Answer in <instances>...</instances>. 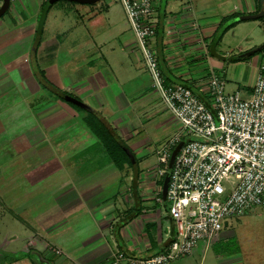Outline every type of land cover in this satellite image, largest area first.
Listing matches in <instances>:
<instances>
[{"label": "crops", "instance_id": "crops-1", "mask_svg": "<svg viewBox=\"0 0 264 264\" xmlns=\"http://www.w3.org/2000/svg\"><path fill=\"white\" fill-rule=\"evenodd\" d=\"M45 1L11 0L8 14L0 20V29L7 26L18 31L17 39H27L29 53ZM113 2L106 0L103 12L98 3L92 8L65 3L49 18L51 7L34 61L50 82L92 107L122 139H132L140 130L129 114L141 115L165 104L153 86L122 4L120 13ZM260 4L257 0H154L157 24L151 45L165 78L189 86L209 101L208 81L216 72L232 91L250 94L259 70L257 59L233 56L264 38L233 43L234 37L225 34L214 45L212 35L227 20L261 10ZM53 20L56 36L46 38ZM260 24L245 19L229 29L228 36L235 28L249 30ZM32 62L24 56L7 63L8 72L0 80V129H19L15 141L27 142L22 153L12 156L26 167L0 165V264H110L117 249L137 257L163 251L176 234L177 223L168 204L157 200L161 180L156 157L138 156L135 150L142 143L130 148L139 167L135 189L132 167L119 168L101 140L103 153L69 152L70 139L62 136L64 125L83 119L86 111L79 117L66 100L51 93ZM52 67L54 72L49 70ZM171 118L180 124L172 113ZM86 147L84 151H89ZM206 247L201 241L188 256H203ZM190 260L179 257L170 264H191Z\"/></svg>", "mask_w": 264, "mask_h": 264}, {"label": "built area", "instance_id": "built-area-1", "mask_svg": "<svg viewBox=\"0 0 264 264\" xmlns=\"http://www.w3.org/2000/svg\"><path fill=\"white\" fill-rule=\"evenodd\" d=\"M119 1L153 86L181 126L157 149V200L165 203L162 190L168 173L166 200L176 234L158 254L137 257L117 249L110 264H170L192 253L200 241L208 246L229 217L264 206V65L247 96L227 91L225 79L212 72L209 105L189 86L165 78L151 45L157 24L154 0Z\"/></svg>", "mask_w": 264, "mask_h": 264}, {"label": "rangeland", "instance_id": "rangeland-1", "mask_svg": "<svg viewBox=\"0 0 264 264\" xmlns=\"http://www.w3.org/2000/svg\"><path fill=\"white\" fill-rule=\"evenodd\" d=\"M113 1L114 2L112 3V5H114V9L118 10L120 13H123L119 0ZM257 2L259 4L260 0H257ZM65 3L76 4V6H85V8H92L98 3L97 8L101 10V12H103V6L106 3V0H99L96 3H81L69 0H57L52 4V8L50 7L51 11L49 13V18L53 17L56 8H59L62 4ZM261 7L264 8V2L262 3ZM7 12L5 14H8ZM4 17L5 16H1L0 20H2V18ZM247 20H260L261 24L249 30H240L238 28H235L233 29L234 31H232V33H229L230 35L228 36L227 31L229 29L234 27V25L236 26L238 22H242L245 20L232 23L226 28H223V23L215 32V34L212 35L214 45H218L219 43H221L225 34L226 37H234L233 43H237V41L239 40L244 42L246 37L255 39V42H258L262 38H264V19L256 18ZM56 24L57 21H51V25H49L46 30V38H53L56 36L54 32V30L56 29ZM17 36V30L9 29L7 26L6 28L0 29V80L2 79L3 73L7 71V63H9V65H12L13 61L18 57L29 56V58H31L28 50L29 44L27 39H17ZM62 38L65 37H60V39ZM260 43L262 42H258L257 45ZM26 51H28V54L26 53ZM255 57L257 59L256 66L260 67L261 65H264V49L254 53L249 57L242 58L241 60H248L250 58L253 59ZM2 63L6 65H3ZM53 67L49 69L51 70V72H54L52 71L54 70ZM226 90L232 91V89H230V87L227 85ZM50 92L54 94L53 91L50 90ZM154 95L156 96V93H154ZM66 103L72 110L78 112L79 117L84 113V111L77 108V106L71 105L68 102ZM129 117H133V123L140 130V133L135 134L134 138L132 139L123 138V140L132 150H135L134 145H140L142 143L143 147L137 148L135 151L137 152L138 150V156L140 154L144 155V153L150 154L148 156V159H154L155 157L157 159L158 147L161 146L181 126L176 122V120L171 118V113L163 104H157L156 106L151 108V110L145 111V113H142L141 115L130 113ZM84 121V118H79L69 120L67 121V123H65L63 131L64 133L62 136H64L63 138H65L66 141L67 139H70L69 144L66 145V147L68 148L69 152H72L71 150L74 149V152L81 151L96 155L100 154L102 152V145L99 143L100 139L95 135V133H93L88 124V127L85 125L86 121ZM25 125L26 124H24V126ZM19 131V129L14 128L0 129V165L4 169H9L12 164L17 165V169L24 168V166L26 165L22 161L16 162V159H13L15 155L22 153V151L27 146L26 140H23V142L21 140L15 141V135L19 134ZM55 134L59 135L57 133ZM56 137L57 136H54L53 139L56 140ZM94 141H96L97 148L93 147ZM85 147L87 148V150H90L84 151ZM97 163L98 162H96V164ZM143 163L145 164L147 163V161ZM227 221V225L223 223V227L218 237L210 244H208L203 256L201 255V253H199V256H196L194 258H191L188 255H184L182 256V258L191 259V264H264V206L257 207L241 215L231 216L227 219ZM58 251L59 250H57V252ZM49 260L53 261L52 258H50ZM36 261L38 262L37 259Z\"/></svg>", "mask_w": 264, "mask_h": 264}, {"label": "trees", "instance_id": "trees-1", "mask_svg": "<svg viewBox=\"0 0 264 264\" xmlns=\"http://www.w3.org/2000/svg\"><path fill=\"white\" fill-rule=\"evenodd\" d=\"M45 3L46 1L43 3L40 9V12H39L35 34H34L32 44H31V48H30V56H31V60L33 61L32 62L33 69L37 77L40 79V81L46 87H48L51 91L57 93L60 98L66 100V102H68L69 104L77 106V108L86 111V116L84 117L86 123L88 124L90 129L93 131V133H95V135L99 137V139L103 143V146L106 148L107 153L109 154L111 159L115 162V164L119 168H123L125 164H128L129 166L132 167L133 173H134L133 187L136 189V184H137L138 176H139L138 162L134 158V155L132 154L131 150L130 152H127L124 149L123 145H127V144L118 135V133L115 131L111 123H109L108 120L104 119V117H102L100 114L94 111L92 107L85 104L81 99L75 97L71 93H68L66 91L59 89L56 85L50 82L47 79L45 72L34 61L36 58L38 47L42 40L44 24L46 21L48 11L50 9L49 8L47 10L46 14L43 13ZM260 19H264V15L261 16ZM201 99H203L207 104L210 105L209 101H207L206 98L201 96ZM135 214L131 215L130 217H133Z\"/></svg>", "mask_w": 264, "mask_h": 264}, {"label": "water", "instance_id": "water-1", "mask_svg": "<svg viewBox=\"0 0 264 264\" xmlns=\"http://www.w3.org/2000/svg\"><path fill=\"white\" fill-rule=\"evenodd\" d=\"M56 1L57 0H46L43 13L46 14V12L50 8V6H52V4ZM69 1H76V2H81V3H96L99 0H69ZM260 2L262 4L264 2V0H260ZM10 4H11V0H2V3L0 5V17L6 13V11L10 7ZM263 15H264V8H261L260 11L254 12V13L240 14V15H237V16L227 20L224 23L223 28H226L227 26H229L230 24H232L236 21L245 20V19H256V18H260ZM262 49H264V42H262L261 44H258L257 46H255L253 48H250L248 50H245V51H242V52L236 54L235 56H233V58L234 59H242L245 57H249V56L253 55L254 53H256ZM182 143H183V141L179 142L177 144V146L174 148L172 155H171V158H170L169 167L172 166L175 155H176L177 151L179 150V148L181 147ZM123 147L127 152H130V148L127 145H123ZM168 180H169V174L167 173L165 178H164L163 190H162L163 191V198H164V201L166 203H167L166 193H167Z\"/></svg>", "mask_w": 264, "mask_h": 264}]
</instances>
